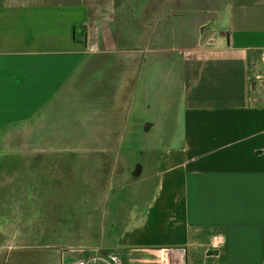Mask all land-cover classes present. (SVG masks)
Listing matches in <instances>:
<instances>
[{"label": "crops", "instance_id": "crops-1", "mask_svg": "<svg viewBox=\"0 0 264 264\" xmlns=\"http://www.w3.org/2000/svg\"><path fill=\"white\" fill-rule=\"evenodd\" d=\"M263 54L264 0H0V264H264Z\"/></svg>", "mask_w": 264, "mask_h": 264}, {"label": "rangeland", "instance_id": "rangeland-1", "mask_svg": "<svg viewBox=\"0 0 264 264\" xmlns=\"http://www.w3.org/2000/svg\"><path fill=\"white\" fill-rule=\"evenodd\" d=\"M254 70L256 71L255 68ZM258 70H259L258 74L259 76L261 75L262 78L259 80H256L254 77L255 83H253V87L258 88L257 93L259 97L264 98V75L262 73L264 71V61L262 62L260 61V66ZM255 71L254 73L256 74ZM124 147L128 149L129 148L133 149L134 146H120V148L122 149ZM135 147H136L135 153L138 154L139 152L137 150H143L146 148V151L148 153L150 152V149L157 150L156 152H158V151H161L164 146H159V145H148V146L141 145L140 146L138 145ZM119 159L120 161H123L122 158L119 157ZM121 163L122 165L130 164L128 162H121ZM121 163L119 162L117 165L121 166ZM78 172H80L78 177L77 176L70 177L68 174L69 172L64 173L62 175V178H63L62 182L64 181L63 187L65 188V192L62 194V196L66 201H68V204L70 205V207L68 208V216L66 217V220L68 222L67 226H69L70 224H74V218L72 216H74V212L76 210H78L79 212H85L86 210H88V208L90 209L91 207L95 208L98 204H101L102 201L109 202L113 197L115 199V203H117V195L118 196L121 195V193L118 192V184H117L118 183V177H117L118 173L117 172L116 174H113L112 170H110L108 174L105 173L104 176H97V177H102V178L98 179V182H97L98 187H95V188L91 184V176H90L91 174L90 175L88 174V173H91L89 168L81 169ZM75 182L77 183L76 187H74ZM76 206H79V208H76ZM101 212H102V209L99 210L98 213L101 214ZM76 225L78 227L83 226V221H80L78 223L76 222ZM1 243H2V248L4 249L9 248L11 246L10 242H0V246H1ZM48 243H57V245H60V246L65 245L66 243H69L72 246L77 245L76 240L74 241H71V240L52 241V242H48V241L45 242L44 240L20 241L19 244H22V245L33 244V246H35L36 248L35 250H33L32 248L23 249L21 253L19 252V255L16 254V256L19 258V263L27 264V261L32 258V255L38 252L39 250L38 248L44 247L43 245L48 244ZM30 262H28V264H30Z\"/></svg>", "mask_w": 264, "mask_h": 264}, {"label": "built area", "instance_id": "built-area-1", "mask_svg": "<svg viewBox=\"0 0 264 264\" xmlns=\"http://www.w3.org/2000/svg\"><path fill=\"white\" fill-rule=\"evenodd\" d=\"M264 58V54H263ZM222 245V242L217 241L214 242L213 247L217 248ZM169 253V252H168ZM186 251L185 250H172L171 251V257H159L157 260V264H180V259L179 256L184 257ZM178 257V259H177ZM98 262H101L103 264H123L122 261L120 260L119 256L114 254V253H103L99 256L93 257V258H88V259H83L80 260L77 264H96Z\"/></svg>", "mask_w": 264, "mask_h": 264}]
</instances>
